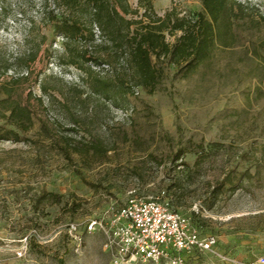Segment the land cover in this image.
<instances>
[{
    "label": "rangeland",
    "instance_id": "obj_1",
    "mask_svg": "<svg viewBox=\"0 0 264 264\" xmlns=\"http://www.w3.org/2000/svg\"><path fill=\"white\" fill-rule=\"evenodd\" d=\"M150 1L160 16L202 10L199 0ZM236 1L230 33L206 59L186 74L158 61L155 89L135 88L127 104L119 100L124 109L71 95L81 80L59 63L61 39L44 21L43 0H0V99L31 110L20 139L0 141V264H110L103 234L83 223L132 195L159 196L200 238H214L211 250L184 252L186 264H264V0ZM37 44L27 65L1 67ZM114 66L93 68L107 77ZM5 104L0 125L10 128ZM247 173L242 187H220L226 174L235 182Z\"/></svg>",
    "mask_w": 264,
    "mask_h": 264
},
{
    "label": "trees",
    "instance_id": "obj_2",
    "mask_svg": "<svg viewBox=\"0 0 264 264\" xmlns=\"http://www.w3.org/2000/svg\"><path fill=\"white\" fill-rule=\"evenodd\" d=\"M48 1L43 0L42 15L62 37L59 63L76 68L81 80V85H76L71 95L77 99H81L82 94L86 98L97 96L124 109L121 103L129 102L135 88L147 92L155 89L163 75V66H158V61L173 64L184 70V74L194 70L209 56L222 32L230 33L232 20L242 9L236 0H199L202 10L194 16H179L174 9L160 16L150 0H137L135 8H131L127 0H51L55 9L59 8L57 17L54 9H46ZM166 34L175 36L174 41L169 42ZM44 38L42 35L41 41ZM39 47L40 44L28 45L12 63L4 61L1 67L27 65L35 59ZM102 55L105 60H101ZM111 61L115 65L110 68L111 76H101L93 68L110 66ZM9 97L0 99L8 110L2 117L11 126L0 125V141H18V130H26L31 120L30 108L19 101H10ZM91 145L94 151L104 150L97 143ZM180 154L177 152L174 160ZM257 171L258 168L255 173ZM249 177V173L242 174L234 182L226 174L220 187L228 182L229 190L234 191Z\"/></svg>",
    "mask_w": 264,
    "mask_h": 264
},
{
    "label": "built area",
    "instance_id": "obj_3",
    "mask_svg": "<svg viewBox=\"0 0 264 264\" xmlns=\"http://www.w3.org/2000/svg\"><path fill=\"white\" fill-rule=\"evenodd\" d=\"M94 31L98 36L97 28ZM77 227L70 229L79 239ZM83 231L103 234L110 264H186L184 252L211 250L215 242L212 236L200 238L187 218L159 196L132 195L121 204H111L100 218L85 220ZM258 262L263 263L264 256Z\"/></svg>",
    "mask_w": 264,
    "mask_h": 264
}]
</instances>
